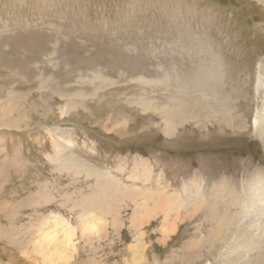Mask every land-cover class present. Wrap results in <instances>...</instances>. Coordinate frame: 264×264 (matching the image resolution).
I'll use <instances>...</instances> for the list:
<instances>
[{"label": "rangeland", "instance_id": "obj_1", "mask_svg": "<svg viewBox=\"0 0 264 264\" xmlns=\"http://www.w3.org/2000/svg\"><path fill=\"white\" fill-rule=\"evenodd\" d=\"M263 71L264 0H0V264H264Z\"/></svg>", "mask_w": 264, "mask_h": 264}, {"label": "bare ground", "instance_id": "obj_2", "mask_svg": "<svg viewBox=\"0 0 264 264\" xmlns=\"http://www.w3.org/2000/svg\"><path fill=\"white\" fill-rule=\"evenodd\" d=\"M262 76H264V71H263V74H262ZM264 82V81H263ZM260 83V82H259ZM260 88H263L264 89V83H262V84H257L256 85V89H255V91L256 92H258L259 90H260ZM182 102H183V105H184V108L185 109H188V111H190L189 109H190V106H189V104H188V102L184 99H182ZM173 103V102H172ZM151 103L150 102H146V101H141L138 105L143 109V111H149L150 110V108H152L153 109V111L154 112H158L159 113V115H161L162 116V119H163V121H164V124H165V129H164V133H170V131L172 130V128L174 127V126H172V124L171 123H175V124H177L178 125V123H180V124H182V122H188V121H191V119L190 118H193V119H201L200 118V113H202V108L201 107H197V110H196V112L195 113H192L191 111L189 112V113H182L181 111H179V108H178V106H176V105H174V107L172 108V106H168V105H165L164 106V108L163 109H161V110H157V109H155V108H153L152 107V105H150ZM216 106V105H215ZM226 106V105H225ZM223 107L222 105H217L215 108H216V110H215V112L219 115V116H221V120L223 121V124H224V126H226V128H228L229 130H232V131H235L236 129L237 130H240L241 129V127H240V125H239V127L237 128V122L236 121H238V120H240L238 117L239 116H236V115H234L233 114V117L231 116V113L229 112L230 110L228 109V108H226V107ZM180 107V106H179ZM213 107H214V105H213ZM220 120V121H221ZM254 122H255V125H254V128H255V134H256V136H260L263 140H264V106L262 107V109L260 110V113L259 114H257L256 115V118H254ZM174 124V125H175ZM176 126V125H175ZM262 141V140H261ZM264 143V142H263ZM260 182H263L261 179H259L258 180V183H260ZM259 185V184H258ZM194 186V185H193ZM225 186V184L224 183H220L219 185H217V189H218V191H220V190H224V187ZM227 187V186H226ZM244 188H246L245 186H243ZM259 186H253V188H258ZM261 187H263V186H261ZM260 187V188H261ZM192 188V187H191ZM193 189H195V188H193ZM264 189V188H263ZM197 190V189H196ZM228 190V189H227ZM244 190V189H243ZM260 190V189H259ZM195 191V190H194ZM229 191V190H228ZM258 192V191H257ZM261 192V191H260ZM197 193V192H196ZM220 193H221V191H220ZM227 193H229V192H227ZM236 193V192H235ZM235 193H230L229 194V197H228V199H230V200H232V196H235ZM142 194V193H141ZM173 194V193H172ZM171 194V195H172ZM246 194V193H245ZM259 194V193H258ZM170 195V196H171ZM222 195V194H221ZM163 196H164V194H163ZM194 196V195H193ZM165 197V196H164ZM173 197V195L171 196V197H167V198H161L160 200V204H157L156 205V207L155 206H153V208H149V209H147L144 213L145 214H143V216L140 218V220L139 221H137V222H147L149 219H150V214H152L153 213V211L155 210L156 211V209H158L160 212H165L166 214H164L165 216H164V221H163V223H162V233L164 234V232L166 231V229L167 228H170L169 230H171V231H174V227H173V223L171 224V222H170V220L171 219H168L167 220V218L169 217V213L170 212H172V211H175V210H177L178 209V207L176 206V203L175 202H173L172 201V198ZM191 197V196H190ZM160 198V197H159ZM195 199V198H194ZM227 199V200H228ZM226 200V201H227ZM229 200V202H231ZM158 202V201H157ZM228 202V203H229ZM236 202V201H235ZM153 205V204H152ZM243 205H245V204H243ZM149 206V205H148ZM260 206V205H259ZM147 207V206H146ZM206 209H207V212L210 214L209 216L213 219V220H215L216 221V224H220V223H223V222H225V221H228L229 219H227V217L226 216H224L225 214H221V213H219L218 212V210L216 209V207H215V205L213 204V202H210V203H208L207 204V206H206ZM261 213H259V212H256V213H251V212H249V214H245V216H243V217H238L237 219V222H235L236 224H234V225H236L238 228L240 227V226H243V225H245L246 223L249 225V226H254L255 228L258 226H260L261 227V225H264V212H263V210L261 209V211H260ZM155 213V212H154ZM156 213H157V211H156ZM155 213V214H156ZM219 213V214H218ZM224 213H226V212H224ZM221 214V215H220ZM140 216V215H139ZM138 216V217H139ZM135 218V217H134ZM133 218V219H134ZM235 218V217H234ZM177 220V219H176ZM134 221V220H133ZM66 222V221H65ZM136 222V223H137ZM248 226V227H249ZM244 227V226H243ZM247 227V226H246ZM257 227V228H258ZM235 228V227H234ZM68 229V228H67ZM67 229H66V233H67V236H66V238L68 237V239L66 240V238L64 239V241H66V244L67 245H69L70 244V237L72 236V235H70L69 233H68V231H67ZM242 229V228H241ZM241 229H238V230H241ZM98 230V227L97 226H94V225H92V226H90V229L89 230H87V231H85V228L83 229V231L84 232H88V231H93V232H95V231H97ZM218 230H220L219 229V226H217V228H216V230H213V231H211L212 233H213V236H215L213 239H215V240H217V238H218V240H220L221 239V234L219 233V234H216V233H218L219 231ZM250 231V230H249ZM83 232V233H84ZM246 232H247V230H246ZM241 233V232H240ZM243 233V232H242ZM241 233V234H242ZM249 233V232H248ZM71 234H72V232H71ZM235 234V233H234ZM239 234V233H238ZM237 234V235H238ZM241 234H239V235H241ZM242 237V239H241V242H243L244 244H247V243H249V244H251V245H248V246H246V247H248V248H250V249H247L248 251H250V250H253L252 248H251V246H253L254 244L256 245H254L255 247H257L258 245H260V244H257V243H261V244H264V232L262 233V234H260L258 237H255L254 235H247V234H245V230H244V236H241ZM212 239V240H213ZM211 241V240H210ZM257 242V243H256ZM193 244H194V246L195 247H197V245L194 243V242H192ZM71 246V245H70ZM193 246V245H192ZM263 248V247H262ZM195 250H196V248H195ZM263 250H264V248H263ZM244 251V250H243ZM242 258V257H241ZM238 260V259H237ZM241 260V259H240Z\"/></svg>", "mask_w": 264, "mask_h": 264}]
</instances>
